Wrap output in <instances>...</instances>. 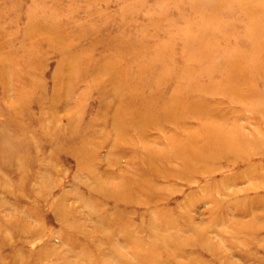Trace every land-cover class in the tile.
<instances>
[{
	"label": "rangeland",
	"instance_id": "1",
	"mask_svg": "<svg viewBox=\"0 0 264 264\" xmlns=\"http://www.w3.org/2000/svg\"><path fill=\"white\" fill-rule=\"evenodd\" d=\"M151 251L264 264V0H0V264Z\"/></svg>",
	"mask_w": 264,
	"mask_h": 264
},
{
	"label": "bare ground",
	"instance_id": "2",
	"mask_svg": "<svg viewBox=\"0 0 264 264\" xmlns=\"http://www.w3.org/2000/svg\"><path fill=\"white\" fill-rule=\"evenodd\" d=\"M140 114V113H139ZM145 115V114H144ZM143 115V116H144ZM143 116H141V117H143ZM137 118H139L140 119V117H137ZM134 128V127H133ZM138 130V129H137ZM140 131V130H139ZM138 132V131H137ZM140 133V132H139ZM221 132H219L215 137H214V140L215 141H217V142H225V143H227L228 141H227V137H229L228 135L226 136H224L222 133V135L220 134ZM140 134H142V133H140ZM191 149L190 150H194L195 149V147L193 146V144L192 145H190L189 146ZM196 150V149H195ZM196 153H197V150H196ZM192 157H194L195 158V156H192ZM224 157V156H223ZM196 159H198V161L200 160L199 158H196ZM202 160V159H201ZM194 165V164H193ZM248 175V174H247ZM20 217V216H19ZM25 219V218H24ZM167 222H170V221H167ZM255 222V221H254ZM15 223V222H14ZM25 225V224H24ZM262 226V225H261ZM260 226V227H261ZM160 227V226H159ZM27 228L26 227H22V226H17L16 227V229H15V232H17V233H20L21 231H24V230H26ZM6 230V229H5ZM4 230V231H5ZM157 230L159 231V228H157ZM254 230V229H253ZM6 233V235H10L11 234V232L12 231H8V230H6L5 231ZM30 232V231H29ZM248 232H250V228H249V231ZM247 232V233H248ZM200 233V232H199ZM248 234H250V233H248ZM3 235V234H2ZM254 236L251 234V235H249L248 237H247V239L246 238H243V240H242V242L243 243H245V242H248V243H251V241L252 240H256V238H253ZM169 238H171V237H169ZM169 238H167V239H164V238H161V240H158V242H161L166 248L168 247V245L169 244H171L172 245V243L170 242V239ZM238 240H239V238H238ZM170 256H174V257H176L177 256V254L176 253H174V254H169ZM22 256L24 257V256H26V259L27 260H25V262H26V264H31V263H33V262H38V264H42V262H39L38 260V258H39V256H38V253L37 252H31V253H22ZM136 256H137V258H138V260H147L148 262H149V264H152V261H153V264H156V262H157V260H156V251H151V252H142V253H140V254H136ZM118 260H116V261H125L127 264H132L131 263V260L128 258V257H126V256H122V257H116ZM89 264H94V262H89ZM202 264V263H201ZM204 264V263H203Z\"/></svg>",
	"mask_w": 264,
	"mask_h": 264
}]
</instances>
